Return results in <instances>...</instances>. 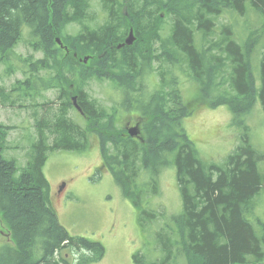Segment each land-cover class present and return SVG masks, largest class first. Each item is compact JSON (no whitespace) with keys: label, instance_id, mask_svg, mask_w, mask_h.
Wrapping results in <instances>:
<instances>
[{"label":"trees","instance_id":"obj_1","mask_svg":"<svg viewBox=\"0 0 264 264\" xmlns=\"http://www.w3.org/2000/svg\"><path fill=\"white\" fill-rule=\"evenodd\" d=\"M100 3L105 20L91 26L95 19L91 0H0V63L15 58V47L25 32L31 50L42 53L38 59L32 54L19 57L27 67L25 79L15 81L9 90L0 85V105H33L43 110L36 111V137L18 176L15 161L3 155L9 127L0 123V214L13 240V244H0V264H70L68 252L61 254L65 248L94 253L91 262L102 255L98 241L71 236L60 224L43 172L49 152L84 151L90 135L97 138L101 150L97 176L102 169L112 171L124 197L137 208L141 231L146 221L156 219V212L144 202L146 193H158L160 172L175 168L182 207L173 216V226L156 233L163 255L149 260L137 251L134 264H176L177 257L186 264H264V207L256 211V198L264 200V169L259 167L264 150L253 146L250 127L241 118L256 99L264 111V52L259 87L252 71V53L264 33V0ZM248 9L263 19L260 30L251 29L241 41L232 37L233 23L215 24L227 13L234 14L232 19L245 17ZM166 15L171 26L164 36ZM70 24L78 28L68 32ZM130 30L135 39L123 44ZM218 30L217 38H208ZM84 56L89 60L84 62ZM184 67L187 75L181 78L175 71L183 73ZM41 70L46 74L41 75ZM146 71L148 75L155 71L158 80L150 82L152 90L142 99ZM91 80L111 81L122 93L124 109L138 105L142 142L118 124V111L89 98L85 86ZM190 82L198 88L193 102L209 107L227 104L231 124L239 129L238 144L220 163L202 159L183 127L193 108L184 96ZM223 85L224 89L219 87ZM49 88H57L55 100H33ZM72 94L87 121L84 127L67 115ZM26 97L35 103L26 105L22 101ZM55 102L58 109L51 111ZM142 170L149 175L145 183L138 180ZM85 257L81 255L78 264H86L89 258Z\"/></svg>","mask_w":264,"mask_h":264},{"label":"rangeland","instance_id":"obj_2","mask_svg":"<svg viewBox=\"0 0 264 264\" xmlns=\"http://www.w3.org/2000/svg\"><path fill=\"white\" fill-rule=\"evenodd\" d=\"M90 11L95 19L91 20L89 25L94 26L105 20V13L101 7L100 0H91ZM248 12L245 17L235 16L233 19L232 16L234 14L221 15L215 21V24L219 26L223 23H233L234 36L232 35V37L237 41H241L240 39L245 37L251 29L256 28L259 31L260 23L263 19L260 14H253L249 9ZM161 14L163 16L164 12H161ZM164 19L163 27L165 28L162 30V34L165 36L169 32L171 18L166 15ZM77 28L78 25L70 24L66 27V30L73 32ZM199 34L202 35L201 33ZM218 34H221V30L215 31V33L213 31V34L208 35V38H217ZM23 38L24 40L20 41L15 47V58L13 55L11 62L0 63V85L8 90L15 81L25 79L23 71L27 70V67L18 60L19 57L22 59L30 54H32L34 59L42 57L41 52H33L26 43L28 41L26 32ZM263 52L264 33L252 53V71L257 87L260 86L259 61ZM84 57L87 58L86 61L89 60L88 56ZM153 66L156 68L158 64L154 62ZM184 71L183 73L180 70L175 72L182 78L187 75L185 67ZM227 72L228 69L226 70V76ZM40 74L44 75L46 72L41 70ZM223 75L225 76L224 73ZM157 80L158 75L155 71H152L149 75L146 71L142 81L143 90L140 92L139 97L142 99L147 98V92L152 90L150 82L155 84ZM226 83L224 82V84ZM71 87L73 85H70ZM219 87L224 89V85ZM185 88L186 91L184 90L185 93L183 92L185 99L186 101L190 100L189 103H191L193 108L191 113L185 117L183 127L186 129L188 137L194 142L202 159L207 163H220L238 144L239 129L231 124L233 116L230 107L227 104L209 107L203 105L202 102H193L192 99L194 96L196 97L198 92L197 85L190 82L188 85L186 84ZM85 89L90 99H96L98 104L100 103L109 111L113 109L118 111V124L121 127L125 128L129 120L133 121L139 118L135 110L138 107L137 104L132 103V107L128 108V110L121 106L122 93L118 88H115L111 81L91 80L85 86ZM57 93V88L45 89L41 96H37L33 100L36 103L55 100ZM13 95L16 96L15 93ZM73 96L75 95H70L71 103ZM22 101L26 105L35 103L34 101L31 102L30 97H26ZM17 105H0V123L9 127L6 138L7 146L3 155L7 159L15 161L18 168L15 176H18L21 168L26 165L31 143L36 137V111L39 114L43 111L41 107L33 105L25 108ZM57 109L58 102H55L51 105V111H57ZM68 111L67 115L73 121L83 127L86 125L85 122L87 121L83 118V113H80L73 103ZM241 118L250 127L253 146L259 151L264 150V111L259 99L254 102L252 110ZM139 141H143L140 136ZM101 163L100 145L97 138L93 135L89 136V146L84 151L57 150L48 153L43 172L49 182L50 204L56 211L60 224L71 236L98 241L104 250L102 255L92 262L90 258L92 255L94 257V253L87 250L77 252L76 249L65 248L61 251V254L68 252L67 259L70 264H78L81 255H84V259L88 255L89 259L86 264H134L133 254L137 251L144 254L146 259L158 260L163 255V251H161L160 244L157 242L156 233L161 231V229L167 232V225L173 226V216H176L182 207L180 192L176 184L175 168L168 166V168L160 172L158 193L153 194L150 191L146 193L145 198H147V201L144 202H146L147 209H152L156 212V219L146 221L144 229L141 231L142 228H140L137 218V208L129 199L124 197L121 187L114 180L112 171L110 169H102L101 174L97 176L96 169ZM259 167L262 170L264 169V161L259 162ZM147 176H149L148 173L142 170L138 175V180L145 183L148 181ZM138 180L135 181L137 184H139ZM262 194L263 192L261 191L260 195ZM256 206L257 210H255L259 213L262 212L264 207L263 197L256 198ZM0 231V244H13L7 225L1 221V214ZM58 257L59 254L56 255L57 259ZM176 264H186L185 259L177 257Z\"/></svg>","mask_w":264,"mask_h":264},{"label":"water","instance_id":"obj_3","mask_svg":"<svg viewBox=\"0 0 264 264\" xmlns=\"http://www.w3.org/2000/svg\"><path fill=\"white\" fill-rule=\"evenodd\" d=\"M134 40V36H133V33H132V30L129 31V34L127 35V37L124 39V42L123 44H131ZM121 45H118V48H120ZM86 57H84L83 61H86ZM72 103L74 105V107L80 112L82 113V109L81 107L78 105L77 101H76V97L73 96L72 97ZM127 130V133L130 135V136H133V137H138L139 135V128L137 125H133L129 128L126 129Z\"/></svg>","mask_w":264,"mask_h":264},{"label":"flooded vegetation","instance_id":"obj_4","mask_svg":"<svg viewBox=\"0 0 264 264\" xmlns=\"http://www.w3.org/2000/svg\"><path fill=\"white\" fill-rule=\"evenodd\" d=\"M142 123H143V120H141L140 119V117L139 118H136L135 120H129V122L127 123V125L125 126V129L128 127L129 128V126H132V125H137L138 126V128H139V135H138V139H139V136H141V132H142Z\"/></svg>","mask_w":264,"mask_h":264}]
</instances>
